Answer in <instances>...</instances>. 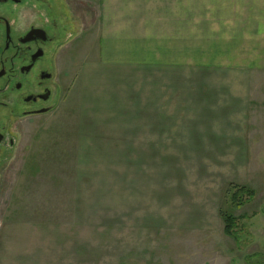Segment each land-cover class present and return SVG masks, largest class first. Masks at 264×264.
Masks as SVG:
<instances>
[{
    "label": "rangeland",
    "instance_id": "rangeland-1",
    "mask_svg": "<svg viewBox=\"0 0 264 264\" xmlns=\"http://www.w3.org/2000/svg\"><path fill=\"white\" fill-rule=\"evenodd\" d=\"M29 2L12 9L16 21L34 7L46 16ZM203 5L184 77L141 56L127 75L98 67L76 80L86 61L72 17L59 105L21 121L0 172V260L264 264V72L205 69ZM234 186L255 193L233 213L237 242L219 215Z\"/></svg>",
    "mask_w": 264,
    "mask_h": 264
},
{
    "label": "crops",
    "instance_id": "crops-1",
    "mask_svg": "<svg viewBox=\"0 0 264 264\" xmlns=\"http://www.w3.org/2000/svg\"><path fill=\"white\" fill-rule=\"evenodd\" d=\"M47 1L53 13H78L76 24H81V31H76V36L81 35L79 53L86 62L76 80L89 77L91 70L98 67L118 74L122 70L127 75V61L141 56L143 60L158 61L161 68L157 71L176 66L184 77L186 71L195 70L196 0ZM203 13L206 70L226 69L231 75L264 72V0H204ZM64 47L58 59L59 70L69 60L68 45ZM7 252V257L13 259L14 255ZM0 264L28 262L1 259Z\"/></svg>",
    "mask_w": 264,
    "mask_h": 264
},
{
    "label": "flooded vegetation",
    "instance_id": "flooded-vegetation-1",
    "mask_svg": "<svg viewBox=\"0 0 264 264\" xmlns=\"http://www.w3.org/2000/svg\"><path fill=\"white\" fill-rule=\"evenodd\" d=\"M29 1L44 5L46 16L34 7L16 21L12 9L24 0H0V172L15 147L18 131L24 129L21 121L58 107L62 92L58 59L66 44V30L73 26L72 17L78 20L63 10L53 13L47 0Z\"/></svg>",
    "mask_w": 264,
    "mask_h": 264
},
{
    "label": "trees",
    "instance_id": "trees-1",
    "mask_svg": "<svg viewBox=\"0 0 264 264\" xmlns=\"http://www.w3.org/2000/svg\"><path fill=\"white\" fill-rule=\"evenodd\" d=\"M232 189L233 190L228 197V209L220 210L219 215L223 222L224 235L237 242V229L239 221L238 218L234 217L233 213L249 204L253 200L255 193L253 190L243 186H234ZM252 257L253 256L247 257V264Z\"/></svg>",
    "mask_w": 264,
    "mask_h": 264
},
{
    "label": "water",
    "instance_id": "water-1",
    "mask_svg": "<svg viewBox=\"0 0 264 264\" xmlns=\"http://www.w3.org/2000/svg\"><path fill=\"white\" fill-rule=\"evenodd\" d=\"M44 111H46V110L41 111V113L44 112Z\"/></svg>",
    "mask_w": 264,
    "mask_h": 264
}]
</instances>
